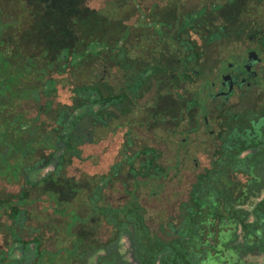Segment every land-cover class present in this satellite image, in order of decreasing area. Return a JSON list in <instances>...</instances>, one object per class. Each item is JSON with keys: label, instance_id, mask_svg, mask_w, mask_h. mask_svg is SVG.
<instances>
[{"label": "flooded vegetation", "instance_id": "flooded-vegetation-1", "mask_svg": "<svg viewBox=\"0 0 264 264\" xmlns=\"http://www.w3.org/2000/svg\"><path fill=\"white\" fill-rule=\"evenodd\" d=\"M136 1L133 52H151L139 44L160 38L192 46L155 48L157 68L128 81L117 66H98L90 79L110 73L109 96L90 79L76 96L38 53L10 58L20 50L8 36L1 43L0 264H35L40 244L73 239L79 264H195L217 256L212 227L255 219L264 195V10L257 0ZM141 13L144 31L133 28Z\"/></svg>", "mask_w": 264, "mask_h": 264}, {"label": "trees", "instance_id": "trees-1", "mask_svg": "<svg viewBox=\"0 0 264 264\" xmlns=\"http://www.w3.org/2000/svg\"><path fill=\"white\" fill-rule=\"evenodd\" d=\"M129 1L110 0L95 5L85 0H0V47L8 36L11 46L20 50L10 58H30L33 53H38L40 62L52 64L59 74H67L65 77L70 81V89L77 96L84 89L79 83L83 80L88 82L92 77L90 73L98 66H101L103 72L117 66L122 72L125 71L122 76L128 81L132 76H140L151 63L157 68L161 56L154 51L155 48L167 50L170 47L192 46L193 40L190 39L160 38L153 40L156 43L154 45L140 43L139 48L151 51L140 52V57L137 52L132 51L138 40L131 37L133 24L129 21ZM207 5L204 3L200 11H204ZM257 5L264 10V0H257ZM219 7L220 5L214 4L212 9L216 11ZM143 16L141 13L134 29L144 31L145 26H148L145 25L146 22H142ZM183 23H180L181 28ZM200 24L203 25V21ZM154 31L161 32L157 28ZM49 48L52 49V55L48 53L51 50ZM171 55H174V50L166 52V56ZM50 56L52 59H49ZM185 56L188 57L189 54H183ZM184 65L185 69L189 68L188 63ZM62 77H57V80ZM94 77L93 80L90 79L92 83L89 87L96 88L101 85L103 87L100 92L109 96L113 90L107 81L110 73L102 76L101 82L97 81L98 74ZM74 106H78V102ZM263 175L262 169L258 168L257 194L264 188ZM253 217L255 219L251 220L246 216L241 221V227H212L208 240L212 241L210 246L217 256L212 253L209 258L194 263L242 264L244 255L264 254V195L257 199ZM77 241L78 239H73L72 247L61 243L47 248L40 247V244L35 257L38 262L35 264H79L78 259L73 258L79 252ZM62 257H65L64 260Z\"/></svg>", "mask_w": 264, "mask_h": 264}, {"label": "rangeland", "instance_id": "rangeland-1", "mask_svg": "<svg viewBox=\"0 0 264 264\" xmlns=\"http://www.w3.org/2000/svg\"><path fill=\"white\" fill-rule=\"evenodd\" d=\"M87 3L89 4H95V5H99L101 4L102 2H108L110 0H85ZM191 5V2L190 0H188L186 6L189 7ZM192 5H193V2H192ZM101 6V5H100ZM189 9V8H188ZM111 78V77H110ZM260 264H264V257H262V261L260 262Z\"/></svg>", "mask_w": 264, "mask_h": 264}, {"label": "crops", "instance_id": "crops-1", "mask_svg": "<svg viewBox=\"0 0 264 264\" xmlns=\"http://www.w3.org/2000/svg\"><path fill=\"white\" fill-rule=\"evenodd\" d=\"M262 257H264V254H262L259 258H260V262L262 261Z\"/></svg>", "mask_w": 264, "mask_h": 264}]
</instances>
